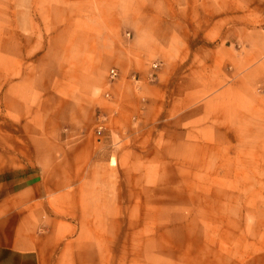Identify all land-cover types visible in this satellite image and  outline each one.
I'll use <instances>...</instances> for the list:
<instances>
[{"label": "crops", "instance_id": "0c3cea01", "mask_svg": "<svg viewBox=\"0 0 264 264\" xmlns=\"http://www.w3.org/2000/svg\"><path fill=\"white\" fill-rule=\"evenodd\" d=\"M254 1L223 0L215 9L206 0H171L152 15L137 3L121 21L106 13L107 2L74 23L81 51L58 71L35 67L22 82L31 83L32 96L11 124L26 118L27 151L16 136L5 149L0 142V264H103V253L124 244L130 182L143 193L138 202L153 203L147 191L179 163L191 182L201 172L203 186L217 170L246 174L233 178L239 187L258 186L264 10ZM211 12L218 13L212 29ZM142 16L154 24H136L124 42L118 30ZM211 36L223 44H202ZM152 59L159 65L153 82ZM232 140L246 144L232 152Z\"/></svg>", "mask_w": 264, "mask_h": 264}, {"label": "rangeland", "instance_id": "374dc122", "mask_svg": "<svg viewBox=\"0 0 264 264\" xmlns=\"http://www.w3.org/2000/svg\"><path fill=\"white\" fill-rule=\"evenodd\" d=\"M107 2L113 7L106 13L116 14L121 21L127 7H136L137 3L148 5L152 11L146 14L152 15L171 0H0V142L3 149L16 136L19 149L27 151L23 129L26 118L11 124V117L22 110L21 101L32 96L31 83H22L28 73L35 67L41 74L50 69L58 71L66 61L72 60L82 46L75 39L74 23L88 15H99ZM206 2L217 9L223 0ZM252 6L256 11L264 10V0H255ZM217 16V12H211L210 29L216 24ZM137 20L130 18L118 30L124 42L131 41L136 24L142 28L154 24L153 18L142 16ZM203 40L202 44L210 48L224 41L212 36ZM201 41V38L195 40V48L201 46ZM196 59L195 70L200 67V60ZM154 64L158 70V61L154 59L148 67L152 69ZM112 69H106V78ZM256 142L249 143L251 148ZM226 144L234 152L246 142L232 140ZM184 151L185 147L179 146L178 153ZM181 158L184 155H178ZM111 165H115V160ZM175 168L176 171L167 169L160 185L147 191L156 200L153 203L138 202L143 193L132 188L130 182V203L123 204L130 211V218L123 221L124 244L122 250L121 246L114 245L112 251L103 253L106 257L103 264H264V171H258L255 187H239L233 178H243L246 174L228 170L223 177V172L218 170L210 172V186H203L201 172H194L191 182L187 165L179 163ZM87 262L85 259L84 263Z\"/></svg>", "mask_w": 264, "mask_h": 264}, {"label": "built area", "instance_id": "2783aa9c", "mask_svg": "<svg viewBox=\"0 0 264 264\" xmlns=\"http://www.w3.org/2000/svg\"><path fill=\"white\" fill-rule=\"evenodd\" d=\"M152 69H153V71L156 72V70H157V65H155V64L152 65ZM155 72H154V73H155ZM116 76H117V75H116V72H115V71H111V72H110V79H111V80H113L114 78H116ZM151 79H152V80H155V75H154V74L151 76ZM103 129H104L103 126L100 125L99 128H98V130H97V135L100 136V135L103 133Z\"/></svg>", "mask_w": 264, "mask_h": 264}]
</instances>
